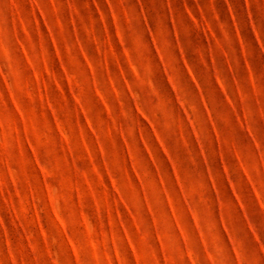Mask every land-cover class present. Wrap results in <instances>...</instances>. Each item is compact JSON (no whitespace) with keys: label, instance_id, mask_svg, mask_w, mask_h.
<instances>
[{"label":"rangeland","instance_id":"374dc122","mask_svg":"<svg viewBox=\"0 0 264 264\" xmlns=\"http://www.w3.org/2000/svg\"><path fill=\"white\" fill-rule=\"evenodd\" d=\"M0 264H264V0H0Z\"/></svg>","mask_w":264,"mask_h":264}]
</instances>
